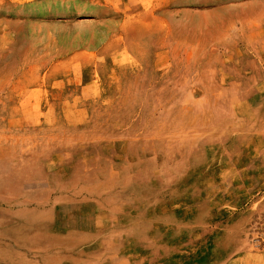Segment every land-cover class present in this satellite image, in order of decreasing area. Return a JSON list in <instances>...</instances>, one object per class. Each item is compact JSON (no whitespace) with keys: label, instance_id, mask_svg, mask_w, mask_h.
I'll use <instances>...</instances> for the list:
<instances>
[{"label":"rangeland","instance_id":"374dc122","mask_svg":"<svg viewBox=\"0 0 264 264\" xmlns=\"http://www.w3.org/2000/svg\"><path fill=\"white\" fill-rule=\"evenodd\" d=\"M0 264H264V0H0Z\"/></svg>","mask_w":264,"mask_h":264}]
</instances>
